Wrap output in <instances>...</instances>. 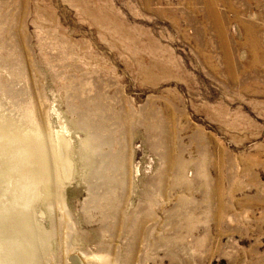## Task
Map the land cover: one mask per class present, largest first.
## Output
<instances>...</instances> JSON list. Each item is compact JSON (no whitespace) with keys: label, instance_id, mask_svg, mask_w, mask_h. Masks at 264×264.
I'll return each mask as SVG.
<instances>
[{"label":"rangeland","instance_id":"1","mask_svg":"<svg viewBox=\"0 0 264 264\" xmlns=\"http://www.w3.org/2000/svg\"><path fill=\"white\" fill-rule=\"evenodd\" d=\"M4 136L0 264H264V0H0Z\"/></svg>","mask_w":264,"mask_h":264},{"label":"bare ground","instance_id":"2","mask_svg":"<svg viewBox=\"0 0 264 264\" xmlns=\"http://www.w3.org/2000/svg\"><path fill=\"white\" fill-rule=\"evenodd\" d=\"M5 137L6 136H4V138ZM3 147L7 149L3 150V155L0 156V185L8 184L12 181L13 183L11 186L13 188H5V186H3V188L1 187L2 190H5L0 194L7 193L10 190L11 195L10 199L7 201L0 196V210L14 208L22 199H28L32 195L30 192L31 188L27 181V173L23 169L24 166L20 168L22 163L26 161V157L24 158L23 155L26 148L23 147L22 141L14 137H8L3 142Z\"/></svg>","mask_w":264,"mask_h":264},{"label":"water","instance_id":"3","mask_svg":"<svg viewBox=\"0 0 264 264\" xmlns=\"http://www.w3.org/2000/svg\"><path fill=\"white\" fill-rule=\"evenodd\" d=\"M70 261H71V264H75V263L82 264L84 262L82 257L78 254H74L70 256Z\"/></svg>","mask_w":264,"mask_h":264}]
</instances>
